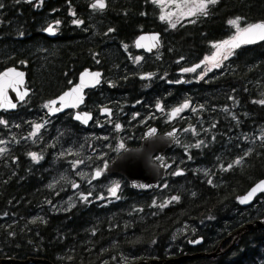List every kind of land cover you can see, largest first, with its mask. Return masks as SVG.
<instances>
[{
  "label": "trees",
  "instance_id": "16d2710c",
  "mask_svg": "<svg viewBox=\"0 0 264 264\" xmlns=\"http://www.w3.org/2000/svg\"><path fill=\"white\" fill-rule=\"evenodd\" d=\"M94 1L0 0V70H24L30 89L26 102L6 114V121L23 124V115L38 107L40 117L47 119L44 104L70 88L85 68L100 70L104 83L94 97L113 106L115 123L129 117L127 129L139 130L144 105L163 103L176 109L187 103L174 121L180 131L168 158L184 175L167 177L164 187L150 195L126 190L119 200L108 202L86 192L68 212L32 217L31 210L55 198L44 197L42 184L50 173L29 163V153H42L44 144L46 159L52 151L50 138L57 145L56 134H64L66 142L69 135L79 138L83 129L69 114L57 116L42 126L39 144L20 148L16 141L0 154V258L133 264L213 253L228 234L264 218V195L254 201L257 211L237 203L264 178V104L258 102L264 100V41L239 48L201 78L196 71L181 81L178 71L199 64L214 44L231 38L230 20L240 18L243 27L264 21V0H218L208 6L207 15L175 27L160 19L151 0H105L104 10H94ZM49 25L56 29L54 39L43 33ZM148 31L161 33L162 48L134 64L133 41ZM0 133L4 136L7 130L0 127ZM183 225H188L187 232L176 235ZM198 238L200 245L188 244ZM184 264H264V230L239 237L227 255Z\"/></svg>",
  "mask_w": 264,
  "mask_h": 264
},
{
  "label": "water",
  "instance_id": "95a60500",
  "mask_svg": "<svg viewBox=\"0 0 264 264\" xmlns=\"http://www.w3.org/2000/svg\"><path fill=\"white\" fill-rule=\"evenodd\" d=\"M22 1L30 4L36 2L37 0H31V2H29V0H22ZM105 7H106V3H105ZM259 23H264V21H258L253 24H259ZM43 33L49 39H54L56 37V29H55V35H50L46 31H43ZM140 35L141 37H138ZM146 35H153L156 39L154 40L155 46L151 48L147 47V50H144L145 47L144 37H146ZM138 36H137L138 38L136 37L133 41V48L135 51L142 52L145 55H151V54H157L161 50L162 41L159 32H142ZM142 37L143 39H141ZM236 39L240 40L241 42L239 44V47L235 48L233 51L238 50L239 48L244 46L255 45L264 41L260 39L258 36L252 37L250 42H243L244 38H241V36H239ZM137 41L140 42L141 44L140 47L137 46ZM229 41L231 40L229 39ZM204 63L205 61H202V63H199L197 65H200L201 67ZM195 66L196 65H193L189 68H194ZM200 67H196L195 71H197ZM183 71L184 70H181L179 73L182 74ZM195 71H190V72H195ZM17 72L23 73L22 80L15 75V73ZM85 72L100 73L99 83L93 82L89 77H85L84 80L82 81L81 77L82 74ZM1 75L2 77L0 78V112L4 111L7 113H14L16 112L18 105L23 103L30 94V89L26 86V81H27L26 72L24 70L11 66L1 70L0 76ZM102 81H103L102 71L85 68L79 73L77 81L74 85H72L69 89L65 90L56 98L48 102V104H51V102L55 101V104L52 106L55 108H60L61 110L58 112H49L48 109L47 115L53 117L57 114H63L67 111H73L72 120L82 126H88L93 119L92 114L80 111L79 109L84 105L86 99L85 93L87 91L93 90L94 88L98 87ZM74 88H79V91L73 92L72 90ZM66 93H70V95H65ZM62 96L65 97L63 101L60 100ZM11 104H14L15 107L14 108L10 107L9 105ZM102 109H107L108 111L103 112ZM173 110L169 112L170 121L175 120L176 116L178 115V113L175 116L171 115ZM78 115L86 119L87 122H84V119H79V120L76 119ZM99 116L101 118H111L112 110L110 108H101L99 112ZM153 129H155V134L150 135ZM178 131L179 128L174 127L158 135L157 129L155 127L148 128L147 130L144 131L138 146L124 148L119 156H116L109 162L106 172L108 174L118 175L124 178L128 183L129 187L134 191L141 193L157 191L159 189L160 181L164 180L167 177V173L172 168V163L171 162L164 163L162 161L157 162L156 159L168 153L170 150H172L176 142V136ZM178 172L182 173L181 175L184 174V171L178 169L175 171L176 176H181L176 174ZM262 183H264V178L255 182L245 193L239 196V198L237 199L239 207H241L242 209L248 208L254 203L256 198H258L260 195H264V191L257 188V185H261ZM141 185H143V187H141ZM253 189H256V191L253 192ZM249 193H252V195L249 196ZM246 197L248 198L247 202L241 203V200H243ZM256 230H264V218L247 222L245 225H243L238 230H236L233 234H231L232 236H235V238L232 240L230 245H233L235 240L237 241L238 238L241 237L242 235L251 233ZM230 236L228 238H230ZM196 241H200V242L195 243L194 241L192 243L190 242V244L192 246H197L202 243L201 238H198ZM227 249L222 251V253L224 254L227 251ZM219 251H220V246L216 251L209 254L206 253H198L192 255L183 254L186 255L187 258H185L183 260L184 262L181 264H184L189 260L203 258V257L215 258L217 257ZM183 255L167 257L164 259H155V258L142 259L134 262L133 264H164L168 260H177L179 257ZM179 263L176 262L173 264H179ZM0 264H52V263L42 258L29 257L26 260H18L12 257H5V258H0Z\"/></svg>",
  "mask_w": 264,
  "mask_h": 264
},
{
  "label": "flooded vegetation",
  "instance_id": "af4514ba",
  "mask_svg": "<svg viewBox=\"0 0 264 264\" xmlns=\"http://www.w3.org/2000/svg\"><path fill=\"white\" fill-rule=\"evenodd\" d=\"M1 11H2V8H0V12ZM1 14L3 15V13H1ZM0 24H1V20H0ZM5 29H6V27H4V29H3L4 32H6ZM135 52L140 57L147 56V55L143 54L142 52H137V51H135ZM129 60H130V57H129ZM179 77H180V75H179ZM77 78H78V76H77ZM77 78H76V81H77ZM179 79H181V78H179ZM76 81L74 82V84L76 83ZM110 82L111 81H108L106 84H110ZM103 83H104V79L98 87L94 88L93 90L87 91L85 93L86 99H85L84 105L79 109L80 111L92 114L93 119L88 126H82V125L74 122L72 120L73 111H67L63 114H57L53 117L45 115V116H47V119H45L44 122L45 123H48V122L51 123L53 118H55L57 116L64 115V114H69L71 116V121L78 124L83 129L78 130V132H79L78 135H80L79 138H77V136L75 134L69 135L68 144H71V143L77 144L79 141H81L82 143H86V138H92V143L89 144V147H87V149L84 152V154L87 155V157L84 160V164H82V167H84L82 174L84 176L76 175L75 171H73L71 169L70 176L62 184V190L60 191V193L52 192L46 188V192L44 193V197H46L48 195L52 198H59V197H61L60 194H62L63 196H69V197L75 196V199H77L78 195L85 196L86 192H96L99 194L100 197L107 198L106 200H108V202H109L110 200H119V198L123 195L122 193H128L126 190L141 194V192H137V191L132 190L129 187L126 180L124 178H122L121 176L108 174L106 172L107 167L105 168V165L108 166L109 162L113 158H115L116 156H119L122 153L123 149L119 148L120 144H123L124 148H126V147H137L145 130H147L150 127H155L157 129V134L159 135V134L165 132L166 130H168L170 128H174L175 127L174 126L175 120H173V121L169 120V112L171 109L166 107L163 103H157L160 105V109H157V104H155L152 107H148L146 105L143 106L144 118L142 120V124L140 125L139 130H130V129L126 128V125H130V123H131V120L129 119V117H126L127 121L124 120L123 123H115L114 116H113V112H114L113 106H110L108 104L107 105H101V104H99L101 96H97V100L94 97V93H96L98 90H100V87ZM90 95H92L91 100H89V98H88ZM26 100L24 102H26ZM97 101L99 103H97ZM22 104H20V105H22ZM19 106H18V108H19ZM90 106L93 109L90 108ZM18 108H17V110H18ZM101 108H110L112 110V117L111 118H101L99 116V112H100ZM6 114H8V113L7 112H0V120H3L6 122V123H4V125L0 124V126H2V128H4V129H6L7 133H8L7 134V137H8L7 148L10 146H13V143H15L16 141L20 142V143H18L20 148L30 147V145H31L30 143H32L31 140L29 138H27V139L23 138L22 139L20 137V135L18 134V132L16 130L17 124L8 123L6 121V119H7ZM25 115H27V117H25V118H27V120L24 121L22 126L24 127L25 133L29 134L32 130H34L32 125H34V123L37 121L39 122V119H40L39 107L35 111L29 110L28 112H26ZM116 124H120L121 127L119 130L116 129V127H115ZM4 126H7V127H4ZM11 128H12V130H11ZM11 132H13V136L15 135V137L12 136ZM17 134L19 135L18 139L16 138ZM38 135H39V132H37L36 135L33 136V141L37 139ZM177 140H178V136H177ZM95 142H97L98 145H95ZM112 147H113V149H112ZM169 155L170 154L168 152V153L164 154L163 156L157 158L156 161L157 162L162 161L164 163H166V162L172 163V168L167 173V177H170V179L173 180L175 177H178L175 175V171L178 170L179 167L173 161H169V159H168ZM43 162L46 163V161H43ZM29 163L33 164L32 161H30ZM33 165H36V164H33ZM44 167H45V170H47L46 169L47 166H44ZM97 170H102L101 175L99 177H97L96 179H93L92 177L94 176V174ZM179 170H181V169H179ZM36 171L39 172L38 169ZM167 177L165 179H167ZM165 179L160 181V183H159L160 189H161V186H163L165 184ZM72 180H73V182L70 185V181H72ZM115 184H119L120 187L117 190L116 196L113 197L110 195L109 189L111 187H113ZM74 185H75V187H74ZM151 193L152 192H149L147 194L150 195ZM153 193H156V191ZM34 195L36 197L40 196L39 193H37V195L36 194H34ZM43 204H44V207L38 206L37 209L30 211L32 217L37 218L39 216H44L47 212L48 213H51V212L56 213V212H53L56 210H51V208H49V206L52 205V202L46 201ZM59 212H62V211H59ZM230 234H228L225 237V239H223L220 242V245H219L220 248L223 244H226L223 251L228 248L227 251L223 255H227L230 252V250L233 248V246L230 245V242L232 239L228 238L230 236ZM188 244H190V243H188ZM190 246H192V245L190 244ZM192 247H194V246H192Z\"/></svg>",
  "mask_w": 264,
  "mask_h": 264
},
{
  "label": "rangeland",
  "instance_id": "374dc122",
  "mask_svg": "<svg viewBox=\"0 0 264 264\" xmlns=\"http://www.w3.org/2000/svg\"><path fill=\"white\" fill-rule=\"evenodd\" d=\"M151 1L153 2V0H151ZM153 3L156 4L158 9H159L160 19H161L162 15L167 16V14L170 12L175 13V15H172L170 18H166L164 20L161 19L163 22L167 23L168 25L173 24V23L175 25H177V24H182V23L191 21V20L195 19L200 14L199 12H197L195 15H187L189 10L194 9L197 6L198 0H187L186 4H185V0H175V2H172V3H170L169 0H164L163 3H160V2H153ZM178 4L181 6L179 9L177 8ZM181 13H184V14L182 15ZM234 20H236V19H234ZM230 26H231L233 33H234L232 35V37L229 38L230 40L235 38L245 28V27L241 26L240 20H239L238 28L234 27L232 25H230ZM155 32H157V31H155ZM160 35H161V33H160ZM217 44H219V43H217ZM216 53H217V49L212 46L211 54L204 57L203 61H205V63L197 70L198 73L196 74V76L198 78H201L204 75L208 74L209 72L218 69L221 66V64L223 62H225L231 56V55L228 56L227 59H222L219 56H217V60L219 62H218V66H216L217 60L210 59ZM137 57L140 58L138 62L136 60ZM143 60H144V58L140 57L138 55L133 59L134 64L142 62ZM200 63H202V62H200ZM186 75H188V74H185L184 77ZM46 104H44V106ZM44 106H43V110H44V112H46V110L48 108H45ZM44 115H45V113H44ZM23 116H24V118L27 117V115H23ZM26 120H27V118L24 119V121H26ZM44 121H45V118L40 117L39 122L38 121L35 122L34 125L40 124L43 126L45 124ZM1 125H4V124H1ZM34 125H32V127ZM0 127H2V126H0ZM4 127H7V126H4ZM41 129H43V127H41L39 129V131H38L39 135L37 136V139L33 141V136L30 134L34 130H32L29 134H27L24 131V127L20 123H17V128H16L18 134L20 135V137L22 139L23 138L24 139L29 138L31 140V142H32V143H30L31 145H33L34 142H36V144H39L40 130ZM11 130H12V128H11ZM7 134H5L3 136V134L0 133V141H3V143H0V148L5 149L4 152H6V150H7V142H8ZM11 134L13 136V132H11ZM190 136H191V134H190ZM13 137H15V135ZM54 139L57 141L58 144L56 145L55 142L51 141V138H50L49 141L51 143L52 151L49 150V153H48V156L46 159L44 158V154H43L44 150H45V146H46V145L44 146V144L40 147L41 151H43L42 153L37 152V151L30 152V153H36L38 156L42 157V159H40L38 163L34 162L30 155H29V159H30V161L33 162V164L37 165V168H38V165L39 166H47L46 167L47 170H45V171L48 174L50 173V177L42 185L52 192L60 193V191L62 190V184L70 176L71 169L73 171H75L76 175L84 176L82 174L83 170H84V167H82V164H84V160L87 157V155H85L84 152L87 149V147H89V144L92 143V138H86V143H82L81 141H79L77 144H74V143L68 144L69 141L65 142L64 134H56ZM31 145H30V147H31ZM95 145H98L97 142H95ZM0 154H2V153H0ZM44 160H46V163L43 162ZM74 164H75V166H74ZM193 170H197V169L193 168ZM200 170L202 172H208V169H206V168H201ZM72 182H73V180L70 181V185L72 184ZM163 187H164V185L162 186V188ZM60 195H61V197L55 198V200L52 201V205L49 206V208H51V210H56L53 212H59V211L68 212L72 207H74L77 204L78 200L80 198H82V195H78L77 199H75V196L69 197V196H63L62 194H60ZM258 209H259V206L255 203L250 208V210H252V211H257ZM187 227H188V225H186V226L183 225L182 228H179L176 231V235L179 236L180 234L186 233ZM185 240H188V237H185L184 241ZM235 242H236V240H235ZM235 242L232 245L233 247L235 246ZM217 256H223V253L221 251H219ZM125 259H127V257ZM125 261H127V260H125Z\"/></svg>",
  "mask_w": 264,
  "mask_h": 264
},
{
  "label": "snow or ice",
  "instance_id": "6c2138e0",
  "mask_svg": "<svg viewBox=\"0 0 264 264\" xmlns=\"http://www.w3.org/2000/svg\"><path fill=\"white\" fill-rule=\"evenodd\" d=\"M29 2H31V0H29ZM153 2H160V3H163L164 0H153ZM170 3L172 2H175V0H169ZM187 3V0H185V4ZM218 3V0H198V4L197 6L194 8V9H191L189 10V12L187 13V15H195L197 12H199L200 14L202 15H207L208 12H207V9H208V6L209 5H215ZM0 7H3V5H0ZM91 7L96 10V9H99V10H103L105 8V0H95L94 3H92ZM181 6L178 4L177 5V8L179 9ZM182 15L184 13H181ZM74 15V13H73ZM172 15H175V13H168L167 16H164L162 15L161 16V19L164 20L166 18H170ZM239 19L240 18H237L236 20H230L229 21V24L234 26V27H237L239 26ZM75 24L79 25L82 23V21L80 20H74L73 21ZM194 22V21H193ZM56 25L58 26L59 25V21L56 22ZM172 27H175L176 25L173 23L171 25ZM44 31H46L48 34L50 35H55V27L53 25H49L48 28L44 29ZM109 31H112V29H109ZM240 36H242L244 38L243 42H250L251 41V38L252 37H256L258 36L260 39L264 40V23H259V24H252V25H249L248 27L244 28L241 32H240ZM143 39V37L141 38ZM153 40H155L156 38L153 37L152 38ZM240 40L236 39V38H233V40L229 41V40H225V41H222L220 42L219 44H214L213 47L217 49V53L214 54V56L210 59H213V60H217V56H219L220 58L222 59H227L228 56H230L232 53H233V50L237 47H239V44H240ZM137 46L140 47L141 44L139 41H137ZM155 46V45H153ZM139 57L136 58L137 62L139 61ZM218 60H217V64L216 66H218ZM196 67H200V65H196L194 68H188V69H184L185 72H190V71H195V68ZM7 75V74H5ZM15 75L20 78L22 80L23 78V73H15ZM85 77H89L93 82L95 83H99V77H100V73H88V72H85L82 74V81L84 80ZM144 78V77H142ZM73 92H78L79 91V88H74L72 90ZM26 94V93H25ZM65 95H70V93H66ZM65 97H61L60 100L63 101ZM256 102V101H254ZM259 103L261 104H264V100H261V101H258ZM55 104V101L51 102V104H46L44 107L45 108H48L49 109V112H58L60 111L61 109L60 108H55L53 107L52 105ZM10 107H15L14 104H11L9 105ZM188 105L187 103H185L184 105H182L181 107L179 108H176L173 110V112L171 113V115L175 116L177 113H179L180 111H182L184 108H187ZM157 109H160V105L157 104ZM103 112H107L108 110L107 109H102ZM76 119H84L82 118L81 116H77ZM84 122H87L86 119H84ZM6 123L5 121L3 120H0V124H4ZM42 127V125L40 124H36L33 126L34 128V131L30 134L32 136H35L36 133L39 131V129ZM116 129L119 130L120 129V124H116L115 125ZM155 134V129L152 130V132L150 133V135H154ZM0 143H3V141H0ZM197 147H199V145H197ZM119 148L120 149H124V145L123 144H120L119 145ZM5 151V149L3 148H0V153H3ZM29 155L31 156L32 160L34 162H39L40 159H42V157L38 156L36 153H29ZM241 161L240 160H237L235 163L236 164H239ZM75 166V164H74ZM233 165H229V167H232ZM107 167V165H105V168ZM227 170V169H225ZM101 172L102 170H97L95 172V175L92 177L93 179H96L97 177H99L101 175ZM177 175H181L182 173H176ZM211 183V181H209ZM75 187V185H74ZM120 185L119 184H115L113 187H111L109 189V193L111 196L115 197L116 194H117V190L119 189ZM141 187H143V185H141ZM257 188H259L260 190L264 191V183H262L261 185H257ZM256 189H253V192H255ZM252 193H249V196H251ZM84 199H87V197H85ZM173 200H178V197H172ZM247 197L244 198L243 200H241V203H245L247 202ZM167 203L168 202H165L164 204L160 205V207H166L167 206ZM200 241H195V243H199Z\"/></svg>",
  "mask_w": 264,
  "mask_h": 264
},
{
  "label": "bare ground",
  "instance_id": "6f19581e",
  "mask_svg": "<svg viewBox=\"0 0 264 264\" xmlns=\"http://www.w3.org/2000/svg\"><path fill=\"white\" fill-rule=\"evenodd\" d=\"M143 35V34H142ZM240 36V34H238L235 38H238ZM138 37H141V35L140 36H138ZM137 37V38H138ZM154 36L153 35H146V37H144V45H145V47H144V50H147V47L148 48H151V47H153V45H155V41L152 39ZM241 38H243L242 36H241ZM2 77V75L0 76V78ZM143 144V143H142ZM126 153H128V152H126ZM230 238L231 239H234L235 238V236H230ZM185 258H187V256L186 255H183V256H181V257H179L177 260H168L166 263H164V264H173V263H176V262H180L179 264H181V263H183L184 261V259Z\"/></svg>",
  "mask_w": 264,
  "mask_h": 264
}]
</instances>
